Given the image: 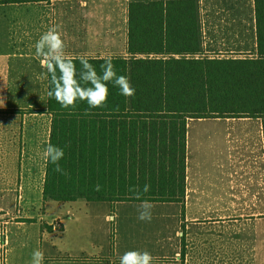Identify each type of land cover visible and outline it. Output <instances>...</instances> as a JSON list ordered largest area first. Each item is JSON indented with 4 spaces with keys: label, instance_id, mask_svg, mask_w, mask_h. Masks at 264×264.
<instances>
[{
    "label": "crops",
    "instance_id": "crops-1",
    "mask_svg": "<svg viewBox=\"0 0 264 264\" xmlns=\"http://www.w3.org/2000/svg\"><path fill=\"white\" fill-rule=\"evenodd\" d=\"M150 1L173 0H0V264H32L36 250L43 264H120L128 251L152 264H264V117L189 119L184 200L150 202V221L141 202H88V215L43 198L52 114L37 41L56 27L69 59L129 58V4ZM194 1L196 58H264L257 0Z\"/></svg>",
    "mask_w": 264,
    "mask_h": 264
},
{
    "label": "trees",
    "instance_id": "trees-1",
    "mask_svg": "<svg viewBox=\"0 0 264 264\" xmlns=\"http://www.w3.org/2000/svg\"><path fill=\"white\" fill-rule=\"evenodd\" d=\"M257 11L264 19V0H257ZM127 54L129 58L86 59L98 75L111 59L117 76L127 77L135 89L133 96L121 95L111 82L107 104L100 108L81 100L75 108H64L48 96L49 143L64 150L59 164L68 175L56 172L47 160L44 200L182 202L188 120L264 117V94L253 95L255 87L248 89L250 96L238 93L243 75L231 69L252 66L245 79L264 88V58H196L201 46L194 0L131 2ZM71 61L76 81L91 87L80 80V58ZM145 184L150 185L147 193Z\"/></svg>",
    "mask_w": 264,
    "mask_h": 264
},
{
    "label": "clouds",
    "instance_id": "clouds-1",
    "mask_svg": "<svg viewBox=\"0 0 264 264\" xmlns=\"http://www.w3.org/2000/svg\"><path fill=\"white\" fill-rule=\"evenodd\" d=\"M36 56L42 57L41 66L47 69L51 80L52 89L48 92L50 98H54L64 108H75L76 101H86L89 108L104 107L108 101L109 90L107 83L111 82L114 87L120 90V94L125 97H131L135 89L131 86L127 77L117 76L111 59H106L101 65V74L98 75L95 68L89 61L81 57L80 80L84 84H90L91 87H82L76 81L77 75L75 65L65 54V44L56 27L50 28L44 33L35 45ZM59 70V75H57ZM3 101L0 100V103ZM44 158L54 164L55 171L65 176L68 175L60 166L59 161L64 157V150L47 144L44 150ZM97 191L100 185H96ZM150 185L145 184L143 192L147 193ZM137 199L140 198V191L134 190ZM152 204L143 200L138 209V219L141 221H150L152 219ZM152 256L147 251H128L120 257V264H152ZM44 253L36 250L33 253L32 264H43Z\"/></svg>",
    "mask_w": 264,
    "mask_h": 264
},
{
    "label": "rangeland",
    "instance_id": "rangeland-1",
    "mask_svg": "<svg viewBox=\"0 0 264 264\" xmlns=\"http://www.w3.org/2000/svg\"><path fill=\"white\" fill-rule=\"evenodd\" d=\"M118 48H120V50H118L119 52H124L125 48L124 46H118ZM205 49V46H202V50ZM262 66L259 65V69H261ZM231 69L235 71V74H242L243 75V78L241 79V81H239L237 83V92L238 93H241V94H248L249 96L251 95L249 90L250 88H253L255 87V91L252 92V94L254 95L255 93H259V94H264V88L262 87V85L260 84V88L259 89H256V82L255 81H252V82H249L248 79H245L246 77H248V74L249 72H251L252 70V66L248 65V64H244V65H237L235 67L231 66ZM264 70V69H263ZM252 95V96H253ZM235 118H243V117H235ZM7 197H10V195L7 193ZM12 197V196H11ZM6 199V198H5ZM2 200V199H0ZM80 201L77 200L78 203H80L79 205H76L77 207H75V205L73 206V211L74 213L76 212H80L79 211V208H84L83 206H89L88 208V215L90 214H94L93 211H90V205L91 203H95L96 205H107L106 203H103V202H91V203H88L87 201L83 200V199H79ZM6 201L3 200V204H5ZM104 209L102 208L101 209V212L103 211ZM112 215V221L115 219L114 218V214H111ZM23 221H26L28 223L31 222V220L29 219H24ZM113 228H114V225H113ZM8 264V263H7Z\"/></svg>",
    "mask_w": 264,
    "mask_h": 264
}]
</instances>
